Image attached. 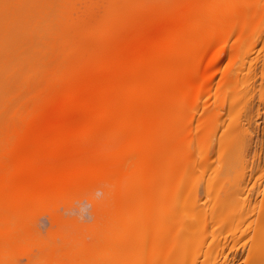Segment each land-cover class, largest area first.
<instances>
[{"label":"bare ground","instance_id":"obj_1","mask_svg":"<svg viewBox=\"0 0 264 264\" xmlns=\"http://www.w3.org/2000/svg\"><path fill=\"white\" fill-rule=\"evenodd\" d=\"M61 1L59 4L54 3V0H0V123L3 125L2 122H6L9 126L5 130L12 134L2 137L3 142H0V233L11 236L12 231L5 227L10 223L9 216L18 219L31 201L48 199L64 189L95 181L104 188L108 187V195H114V214L120 224L115 248L123 257L128 253L134 256L133 260H137L140 254H136L135 258V250L139 251L143 243L142 248L147 244L150 245L147 246L149 249L152 247L157 252L158 249L161 250L165 264L167 261V264H218L224 250L229 247L226 238H222V232L229 230L236 240L231 248L246 239L251 259L248 264H264V195L258 202L254 200V203L245 196L247 170L250 171L249 176H253L256 169L261 171L258 172L259 177L264 174V168L259 169L260 156L257 160L259 167L256 164V169L253 168V161L250 170L247 169L246 164L251 162L247 160L245 153L249 146L250 131L247 133L244 126H239L241 115L234 117L236 113L231 117H238V121L229 125L234 121L230 118V123L224 125L225 122L222 121L221 126L217 115L224 120L223 114L227 112L225 108L221 114L217 101L214 106H209L210 109L205 108V112L201 114L203 116L199 115V118L204 117L202 125L199 124L194 129H203L196 134L192 131V114L195 108L198 109L195 103L199 102L196 98L209 91L211 86L206 81L210 79L205 77L204 81V74L207 68L212 69L224 58L223 45L232 35H229V31H234L237 26L240 29L247 27L241 30L242 34H238L240 29H236L239 36L233 41H241L237 45L238 42L234 43L233 52L242 50L248 44L244 42L248 40L246 37L252 39L248 44L252 50L256 46V36V43L264 41V38L261 39L264 34L260 35L264 33V29H259L264 27V0H173L171 8L172 0H167L169 7L164 4L159 7L161 10L155 9V14L141 23L134 22L135 25L130 23L131 26L128 24L125 27L126 24L119 20L120 24L111 26V31L124 30L127 33L125 29L130 28L127 31L129 34L133 32L131 38H117L114 33V40H108L106 45L103 40L105 36L88 43L80 35L84 33H76L78 30L74 31V22L78 18L74 19L72 15L69 17V1ZM183 1L186 2L185 5L182 4ZM175 2H181L184 6H175ZM161 11L166 14L165 17L158 16ZM66 12H69L68 17H64ZM73 24L74 29L71 27ZM66 27H71L72 30H66ZM60 29L64 31L61 33ZM27 30L30 34L26 35H32V38L24 37ZM102 30H107V27H102ZM120 32L116 36L121 35ZM244 33L249 36L244 37ZM224 34L227 35V40ZM21 37L27 38V41ZM64 39L66 44L63 43ZM61 42L65 45L64 48L60 46ZM97 43L102 48H97ZM74 56H79L80 59H75ZM237 57L241 55L238 54ZM244 57L239 59L240 64L232 57V67L225 71L227 76H224L226 78L223 82L226 80L231 88L236 84H233L234 79L238 80L241 73L242 78L245 73L246 78H250L249 74L255 73L259 65V57ZM25 61L29 62L24 63ZM235 61L238 65L233 66ZM23 63L27 66L25 70L28 65L33 66L34 70L29 67V72L36 69L32 74L40 70L37 76L34 75L40 78L29 75L32 80L38 81V85L33 86L34 89L45 86L47 93L42 88L38 89V93L37 90L32 93L34 89L30 87L32 91H29L28 82L31 79L29 75L26 77V72H21L24 69ZM48 63L52 66L55 64V68ZM261 64V68L257 69L264 70V57L261 58ZM16 68L29 78L26 79L28 81L17 78L18 81L15 78L18 82L14 83L9 75L12 70L17 74L19 71ZM261 72L264 73L259 71L260 74ZM42 76L44 83L40 85L43 82ZM45 77H51L50 80L47 79L49 82L45 81ZM21 81L26 84L19 86ZM249 88H244V95ZM41 89L47 94L44 93L45 97ZM27 90L30 95L35 94L31 95L33 98L41 93V98L37 96L39 102L35 97L36 103L31 104L32 98H28V94L23 95ZM23 96L28 100L24 98L22 101ZM15 97L19 98L17 101L20 105H16V102L13 104ZM233 98L232 103L235 101ZM244 102L246 105V100ZM15 105L19 107L17 114L15 113L18 120L17 116L13 118L15 114L10 119H3L6 118L8 109L9 112L11 108L16 109ZM201 111L202 109L200 113ZM256 112L259 113V110ZM207 113L209 115L206 116ZM229 114H226L225 119ZM194 140L198 143L200 140L201 145L204 143L203 150L200 144L197 145L201 147H197V152L202 150L198 152L199 157H194L198 155L192 147L196 145L193 144ZM255 154L253 156L256 158ZM228 172L233 173V180L226 184L223 179ZM201 174L208 175L206 182L205 175L202 178ZM193 175L197 177H192ZM249 178L246 183L253 177ZM198 179H203L205 183L198 182ZM189 180H195L190 183L192 186L189 185ZM253 187H249L250 192ZM201 194L206 198L204 201L201 200ZM144 222H147L146 227L145 224L142 225ZM145 229L150 230V238L145 236L148 232ZM221 230L223 231L219 232ZM218 233L222 235L219 237ZM143 235L148 241L144 242ZM71 255L69 254V258ZM156 255L158 259L162 256ZM123 257L120 255V258ZM150 257L153 258L150 255L146 260ZM149 260H144L143 263L148 264Z\"/></svg>","mask_w":264,"mask_h":264},{"label":"rangeland","instance_id":"obj_2","mask_svg":"<svg viewBox=\"0 0 264 264\" xmlns=\"http://www.w3.org/2000/svg\"><path fill=\"white\" fill-rule=\"evenodd\" d=\"M60 1L61 0H54V3L58 2L60 4ZM65 1L66 2L69 1L68 4H70V6L68 5L67 8L70 7V15H69V12H68V14L66 12V15L64 17H68L67 15H69V17H70L72 15L73 18L74 17L75 18H78V19H75L74 18L76 20V22H74L75 29H74V24H73V26H71V27H73L74 31L75 30L76 31L78 30L76 33H84L83 35L82 34H80V35L83 36L84 37L83 39H86V41L88 40V43L90 41H97V39L98 40L103 39V36H105V38L103 39L104 42H105V45L108 43V40H112V39L114 40V37H113L114 36L113 35L114 33H115V37L121 38V39H129V38H131V36L133 34V32H132V34H129L130 32L127 31V29H130V28H127V29L124 28L127 33H124V30L121 31V32L120 31H117L118 33L117 32H113V31H111L112 30L111 29V26H117L120 23H124V24H126V26L125 25H123V26L127 27V25L130 24V23H132V25H135V24H133L134 22L136 24L141 23V22H143L145 20V18L148 19V17H152V15L155 14L154 13V10L155 9H157V8H159L161 6H164V4H166V2L168 3L167 0H77V1L76 0L75 1L74 0L73 1L72 0H64V2ZM172 2H173V0L171 1V3ZM97 3H100V4H97ZM180 3L181 2L176 3L175 6H177V4H179V6L181 5V7H183L186 2L185 3H184V1L182 2V4L184 3L183 6ZM66 4L67 3H65V6H66ZM73 5H74V7H73ZM65 6L63 8H64V10L66 9L65 11H67V8ZM166 6H168V5L166 4L165 7ZM172 6H173V3L170 5V8ZM178 7H177V9H178ZM173 8H176V7H173ZM79 10H80V14H79ZM157 10L159 11L161 9L159 8ZM162 10H164V9H162ZM68 11H69V9H68ZM87 11H88V13H87ZM164 14H162V11H161V13L160 12L158 13V16H164L165 17L166 14L165 15ZM64 17H63V19H68V18H64ZM161 18H163V17H161ZM150 19L151 18H149V20ZM119 20L121 21L120 23L118 22ZM149 20H147V21H149ZM151 21H153V20H151ZM130 26H131V24H130ZM210 26H209V28H210ZM100 27H101V30H99ZM102 27L103 28L104 27H107V30H102ZM239 27H240V24H239ZM244 27H241V29H240L237 26L236 29L237 30L240 29L239 32L236 29H234V31H229L230 33L228 32V30L225 29V31L227 33H229V35H231V34L232 35L229 38H227L228 39V41H226L227 43L225 45H223V47H225L226 49L224 48V55H222L224 58L222 57L223 58V59H221L222 61L220 60L219 61V64L217 66L215 65L212 69L207 68V71L204 74L205 75L204 78H203L204 81H205V77L207 79H210L209 81L208 80H206V81L211 86H210L209 91H206V93H204V94L202 93L203 95L200 94L201 96L199 95V97L196 98V101L198 102V100H199V102L198 103H195V104H197L196 106H198V109L195 108L196 114H194L195 112H193V114L191 113L192 115L195 116V117L193 116L194 122L192 120V122H193V129H192V131H193L194 134H196L197 131L199 132L200 130L203 129V128H201L200 130L199 129L197 131L195 130L197 127H199L198 126L199 124L202 125V122H203V119H204V117H200L199 118V115L200 116H203L201 114H203V112H205L204 111L205 108L208 107L207 109H210L209 106H212V105L214 106L215 105V102L217 101L216 102V105L218 106V110L221 111V114H223L225 110H226L225 112H227V113H224L225 115L223 114V116H225V118H226V114H229V112L232 113V114H229L230 116L228 115L229 117L227 116V119L224 118V120L222 119L223 118L222 116L217 115L219 118H217V117L216 118H217V120L220 119V121H218V123L221 124V126H223V124L224 125H227L228 123H230L228 121L230 118L231 119H234V121L232 120L231 123L229 124V125H231L233 122H235V120L238 119L239 115H241L239 117V119L242 120V121H240L239 119H238L239 121L237 120L239 122V126L240 127H243L244 126V128L247 130V133L250 131L249 134H248L249 135L248 137H250V138H248L249 139V146H248V148H247V150H246L245 153H246V156H247V160L249 159V161L251 160V162L250 163L248 162V164H246V165H248V168L247 169L250 170V168H251L250 165L254 161V164L253 165H255V166L252 165L253 168L257 167L258 164H259V166H260L259 169L262 170V168H264V118H262V117H264V73L261 72L262 74H260L259 71H264V70H259V69L261 68V65H262L261 64V58L264 57V47H262V45H264V41H258V43H256L257 36L255 34H253L254 36H256V41L254 40L255 41L254 43L256 44V46L254 47L252 45L254 47V48L251 47V48H253V50H252L248 46V44H250L249 42H251L252 39L250 40L251 37L250 38L246 37L247 34L244 33L245 34L244 37H246L248 39L247 41L245 40L244 42H246V43L248 42V44H245V45L242 44V46L244 45L243 46L244 48L243 47H241V48L245 49V52L247 50V52L245 53L243 51V49L242 50L240 49V51L238 49V52H236V51L233 52L234 51L233 49H235V48L232 47V46H234V43H236L238 41H241V39L239 37L238 39H240V40H238V41H236V40L233 41V40H234V38L236 39V37L239 36V35L237 36V32H238V34H242L241 32L244 30ZM70 28H67L66 27V30L67 29H70ZM209 28L207 27V29H209ZM246 28L247 27H245V29ZM258 28H259V26H258ZM64 29H65V27H64ZM259 29L262 30V29H264V27L259 28ZM71 30H72V28H71ZM209 30L207 31V33L209 32ZM256 30H258V29L256 28ZM59 31H61V33H62L64 30L60 29ZM210 31H212V30H210ZM262 31H264V30H262ZM29 32L30 31L27 30L24 33L26 35V34H30ZM70 32H72V31H70ZM119 32L121 33V35L116 36L117 34H119ZM122 32L124 34H122ZM250 32H251V30H250ZM61 33H60V35L62 36L63 34H61ZM65 33H66V31H65ZM67 33H68V31H67ZM259 33H260V31H259ZM69 34H71V33H69ZM256 34H257V32H256ZM262 34H264V33H260V35H262ZM33 35L35 37V34L34 33H33ZM60 35L58 34V36L61 38ZM224 35H225L224 37L226 39V36L227 35L226 34H224ZM27 36L28 37H31L32 35H26L24 37H27ZM56 36L54 38H56ZM247 36H249V35H247ZM67 37H68V35H67ZM21 38H23V37H21ZM21 38H19V39L21 40ZM262 38H264V35H262L261 39ZM26 39L23 38V40L27 41ZM65 41L66 40L64 39V42L63 43L66 44ZM67 41H68V39H67ZM224 42H225V40H224ZM63 43L60 44V46L62 48H64V46H65ZM254 43H251V44H254ZM92 44H94V43H92ZM237 44H239V42L236 43V45ZM91 47H93V45ZM96 47L97 48H102V45H99V43H97ZM227 49H228V51H227ZM254 49H256V50H254ZM232 52H233V54H231ZM235 53H237V54H235ZM247 53H248L249 56L251 55L253 57V55H254V56H257V57L260 58V60L258 59V62H259L258 64L259 65L257 67L259 69L256 68L255 73H251V75L249 74L248 77H250V78H246V76H247L246 73L244 74L245 77L242 78L243 77L242 76L243 74L241 73L239 75V77H238V80L236 78V79H234L235 82H233V84L236 83L235 86L237 85L238 86V89H237V86L236 87L234 86V87L231 88V86L229 87L228 83H226V80H225V82H223L224 78H226L224 76H227V74H225L227 72V69L228 68L230 69L232 67L231 65L233 64V62H230V60H232V57L233 58H236L238 56V54H239V55H241V57H237L238 59L236 58V60H238L237 62L239 63V59L241 60L244 57V55H245L246 58L249 57L248 55H246ZM230 56H231V58H230ZM245 57H244V59H245ZM250 57L248 59H251ZM77 58L80 59L79 56L75 57V59H77ZM248 59H247V62H248ZM14 61H13V64H14ZM73 61H75V60H73ZM26 62L28 63L29 61H25L24 63H26ZM54 62L56 63V60H54ZM229 62L231 64H229ZM24 63H23L22 66H24ZM51 63H53V62H51ZM238 63H236V61H235L233 66H235L236 64L238 65ZM54 65L53 66L50 65V66H52V67L55 68L56 65L55 66ZM72 65H70V67H72ZM28 66L33 69V66L32 65L31 66L28 65ZM29 67H28L27 70H25L27 68V66L25 65L24 66V69L21 70V72H23V71H24V73L26 72L25 73L26 77L29 74L32 75L33 77H34V75L37 76L38 75V72L40 70H38L36 74H32V73H35L36 69H35V71H32V69H31L30 72H29V69H30ZM51 69H53V68H51ZM208 69H210V70H208ZM15 70H17V72L18 71L19 72L16 74V72L14 70H12L10 72V75H9L10 77L12 76L11 77L12 79H14V83L18 82L20 79H22L23 81H28L26 79H29L30 78L31 79L30 80V83L28 82V84L30 86L28 85V89H29V87L31 89H34L33 86L36 85V84L38 85V81H36V79H33L32 80V77H30V75H29V78H26L24 76V74L20 72V69H17L16 68ZM71 70H73V68H71ZM69 72H70V69H69ZM19 73L21 75H19ZM20 76H22V77L20 78ZM23 76H24V78H23ZM36 76L34 78H38L39 77V76L38 77H36ZM42 77H43V80H41V81H43V82H41L39 79H37V80H39L41 82V83L39 82L40 85L42 83H44V76H42ZM15 78L16 79L18 78L19 80L17 79L18 81H16ZM50 78L49 77L46 78L45 81H47V79L50 80ZM23 81H21L20 84L18 83L19 86H21L22 84L23 85L26 84V82L23 83ZM32 81H34V84L32 83ZM47 82H49V81H47ZM242 82L245 85L244 84H241ZM13 85H15V84H13ZM16 86H13V87H16ZM242 86L244 88H247V87L249 88V86H250V88L248 90V92H250V94H248V92L246 90V93L248 95L245 94V95H247V96H245L244 95V93H245L244 90L245 89ZM42 87L39 86V88H35L34 89V92L31 89H29V91H32V93H35V90H37L36 92L38 93V89L40 90V88H42ZM253 87H254V89H253ZM240 88H241V90L243 89V91H241ZM42 89H45V86ZM42 89H41V93L43 95L45 93V91L42 90ZM235 89H237V90H235ZM228 90H229V92H228ZM47 91H48V89L46 90V93H47ZM27 92H28V90H27ZM27 92H25L23 95L28 94L29 96H27V95L26 96L28 98H30V99L32 98V103L31 104H33V103L35 104L36 103V99H37V102H39L40 99H38V97L41 98V96H40L41 93H39L37 95L38 97L35 96L37 98L34 99L35 97L33 98L32 96H34L35 94L32 95V93H31V95H32L31 96L29 94V92L28 93ZM45 94H44V97L47 95V94L46 95ZM235 94H237V95H235ZM239 94L242 95V96H240ZM26 96H23L22 101H23L24 98H26V100H28V98ZM242 97H243V99L241 100ZM42 98H43V96H42ZM232 98L236 102L233 101V103H232V100H231ZM18 99L15 97V99L12 100L13 104H15L14 102H16V105H17V103H18V105H20L19 101H17ZM30 99H29V102L31 101ZM245 100H246V105L244 104L245 103L244 102ZM222 102L224 103V105H223ZM248 102H249V104H248ZM219 103H222V104H219ZM16 105H15V107H16ZM220 105L222 107L223 106L224 107L221 109V106ZM231 105H233L232 108L234 110L235 109H237V110H235V111L232 110L231 109ZM236 105H237V107H236ZM245 106L247 107V110H246V107ZM219 107H220V109H219ZM243 107H245V108H243ZM214 108H216V106ZM18 109H19V107L18 108L16 107V109L15 108H11L10 109L11 110L10 111L11 113L9 112V109H8V113L6 111V118H3V119H10L11 116H13ZM201 109H202V111H201L202 113H200V110ZM230 109L234 113L231 112ZM252 109H254V110H252ZM12 110H13L14 113L12 112ZM257 110H259V113L256 112ZM220 111H219V113H220ZM240 111H242V112H240ZM213 113L215 114V112H213ZM16 114L14 115L13 118L15 119L16 116H17V119L16 120H18V115H16ZM244 114H246L247 116L244 115ZM207 115H209V114L207 113L206 116ZM233 115H234V117L235 116H238V117L237 118H232ZM211 116H212V113H211ZM213 116L215 118V115H213ZM248 116H249V118H248ZM251 116L253 117V119H252ZM19 118L21 119V117H19ZM251 119H252V121H251ZM204 121L206 122V118H205ZM209 121H211V119H209ZM213 121H215V119ZM222 121L225 122V123H223ZM237 121H236V123H237ZM247 121H249L250 123L247 122ZM2 123H3V125H1V123H0V126H3V127H0V129H1L0 130V142L2 140V137L12 136V134H10L8 131L5 130L9 125L8 124H5L6 122L5 123L2 122ZM15 124L17 125L18 123H15ZM4 125H5V128H4ZM203 126H205V125H203ZM191 127H192V125H191ZM2 142H3V140H2ZM252 142H254V143H252ZM194 143H196V145H193L192 147H193V149L195 148V151L198 154V152L200 150L197 152V147H198V149H200L201 147L199 148V146H197V145L200 144V146H202L204 143L202 142V145H201L200 140H199V143L197 142V140H194L193 144ZM253 147H254V149H253ZM203 148H204V146H202V150H203ZM255 150L257 151V154H255L256 153ZM196 153H194V154H196ZM253 154L257 155L256 158H255V156H253ZM196 156L199 157V154L198 155H195L194 157H196ZM259 156H260V158H259V161L260 162L257 161ZM257 162H259V163L257 164ZM246 163H247V161H246ZM256 164H257V166H256ZM255 169H253V172L255 171ZM249 172L247 170L246 177L247 178L253 177V178H251V179L249 178L251 181L248 180V183H249L248 184V183H246L247 182V178L245 177L246 181H245V184L244 183L243 184H244V186L247 184V190H246L247 193H245V196L247 195L249 197L251 203H254L255 202L254 200H256L258 202L259 200L262 199L261 196L264 195V193H262V192H264V184H262V183H264V174L261 175L262 177H259L261 171L258 170V169H256V171L253 173V176H249L250 175ZM258 172H260V173H258ZM196 173H198V171ZM197 175L196 176L193 175L192 177H197ZM204 175H202V178H203ZM207 177H208V175H205V177H204L205 182L207 181ZM221 178H224V177H221ZM190 179H193V178H190ZM195 180L197 181V179H195ZM195 180H193V181H195ZM202 180L203 179H200V180L198 179V182L199 181H200V183L204 182V180L203 181ZM232 180H233V173L232 172H228V174L225 177V179H223V181L226 184L229 183V182H231ZM255 180H257V181H255ZM193 181L192 180H189L188 183H189L190 186H192L190 183L193 182ZM194 184H195V182H194ZM194 184H193V186H194ZM105 185H107V184H105ZM195 185L198 186L199 184L196 183ZM252 185L254 187H253V190L250 192V188H251ZM257 186H258V188H257ZM106 187L105 188L102 187L100 185V183H97L95 181H90V182L84 183L83 185H79V186H75V187H71V188L64 189V190L56 193V195L53 196V197H51V198H48V199H46V198H38L34 202L31 201V203H29V204L26 205L25 209L23 210L22 215L20 217H18V219H14V218L10 217L11 216L10 215L9 216V222L10 223L7 226H5V227H8L6 229H10V232L12 231L11 236L9 237V236H6V235H2V233H0L1 234L0 235V264H69V263H71V264H107L108 262H109L108 264H110V262H111V264H128L127 262H129V264H138V263L139 264H145V262L143 263V261L145 260L147 262L149 259L150 260L153 259V262H152V260L151 261L149 260L148 264L150 262H152L150 264H165V262H164L165 259L162 258L163 257V254H161V252H160L161 250L158 249L159 252H157V249L155 251L151 247L150 248V249H152V251H151L152 254H151L150 253V249L148 248L150 245L148 246L146 243H145L146 246H144L145 244L143 245L144 248H142V244L143 243L141 244V249L139 251L142 252V253H140L138 251V249H137L138 252L135 250V252H136L135 253V258L137 257V255H139V254L141 255V256L139 255L137 257V260L136 259L133 260L134 258L132 259V257H134V256H130L128 253L126 254V257H127V255L129 257V258L127 257L128 259L126 257H123L121 253L120 254L118 253L119 250H117V248H115V247L117 246L116 243L118 241L117 236L119 237V234H120V232H119L120 231V228H119L120 224L118 223V220L116 219V216L114 214V200H115L114 195H112V194H109L108 195L107 194L108 187L107 188ZM245 189H246V186H245ZM248 191H249V193H248ZM201 195H200V197H202L201 200L204 201L203 199H206V198H205V196L203 194H201ZM250 195H252V196H250ZM145 223H147V222H144L142 225H144ZM14 225L16 226V228H13ZM147 226L150 227V225H148V224H147ZM247 226H248V224H247ZM145 227H146V224H145ZM246 227H245V229H246ZM118 228H119V230H118ZM146 231H148V229ZM149 231L146 232L147 234L145 235V236H147V238H150L149 237L150 236L149 235ZM222 231L223 230H221L219 232H222ZM110 233L112 234L113 237L110 236L111 235ZM143 234H145V233H143ZM222 234H224V235H222ZM222 234L221 233L220 234L218 233V236L220 237L222 235L223 240H225V238H226L227 244L229 243L228 244L229 247H227L224 250L225 253L223 252L224 255H222L220 257L221 259L218 262V264H224V263L225 264H227V263L228 264H230V263H232V264H248L249 263V260H251L250 257L248 256L249 242L246 241V239H243V240H241L239 242L238 245L237 244L236 245H233V248H234L233 249V248H231V245H232V243H235V241H236L235 240V235L233 236L232 233L229 232V230H226L225 233L222 232ZM227 234H228V236L226 237ZM143 238H144V242L145 241H148L147 238L144 237V235H143ZM236 238H237V235H236ZM150 240L151 239H149V241ZM244 240L246 242H244ZM209 241L210 240H208V242ZM243 242L246 243V245ZM230 248H231V250H230ZM111 249L114 250V251H112ZM66 250L68 252H66ZM69 251H73V253H71V252L69 253ZM145 251H146V253H145ZM153 251H154V253H153ZM226 251H227V254H226ZM155 253L156 254H160L162 256L161 257L159 256V259H158L157 258L158 255H156ZM69 254L70 255L73 254V255H71V257L69 258ZM117 254H119V255L117 256ZM120 255L123 258H120ZM150 255L153 258L150 257L149 259L146 260V258H148ZM140 258H141V261L142 262L139 260ZM223 258H224V260H223ZM154 259L157 260V261H155ZM158 260H159L160 263L158 262ZM116 261H118L119 263L116 262ZM167 262H166V264H167Z\"/></svg>","mask_w":264,"mask_h":264}]
</instances>
